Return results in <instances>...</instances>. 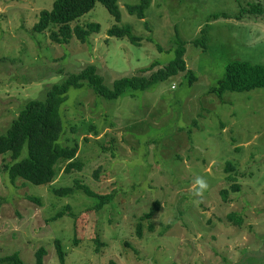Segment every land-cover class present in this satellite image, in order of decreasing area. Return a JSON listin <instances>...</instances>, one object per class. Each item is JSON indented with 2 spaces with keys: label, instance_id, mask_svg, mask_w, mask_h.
<instances>
[{
  "label": "rangeland",
  "instance_id": "1",
  "mask_svg": "<svg viewBox=\"0 0 264 264\" xmlns=\"http://www.w3.org/2000/svg\"><path fill=\"white\" fill-rule=\"evenodd\" d=\"M141 3L117 0L120 23L98 3L73 26L97 23L101 32L86 44L75 37L59 45L50 31L32 33L54 0H0V135L30 100H45L53 85L90 64L113 88L154 62V71L167 65L180 40L197 76L191 86L179 74L112 101L88 84L72 89L61 142L79 147L85 168L68 174L61 160L50 185L12 183L3 168L10 155L0 156V256L18 251L35 264L44 247V264H61L60 239L66 264H264V88L222 100L209 92L229 61L264 63V16L241 14L264 8V0H152L144 20L128 11ZM115 25L130 26L140 42L110 37ZM203 35L206 43L193 45ZM228 162L235 171H226ZM198 178L208 184L202 195ZM77 181L114 199L99 211V200L84 191L56 193ZM157 201L154 228L145 221L140 237V218ZM232 213L243 222L228 219Z\"/></svg>",
  "mask_w": 264,
  "mask_h": 264
},
{
  "label": "trees",
  "instance_id": "2",
  "mask_svg": "<svg viewBox=\"0 0 264 264\" xmlns=\"http://www.w3.org/2000/svg\"><path fill=\"white\" fill-rule=\"evenodd\" d=\"M101 3L117 23L121 22V13L117 5V0H54L52 10H45L40 13L36 25L32 28L33 34L51 32V40L59 45L70 44L77 37L82 43L89 42L94 33L101 32V25L91 23L87 26L73 24L91 13ZM152 5V0H142L140 5L128 7L132 15H137L144 20L147 11ZM252 13L264 16V8L261 5H254L250 10H242L241 14ZM205 32V31H204ZM110 37L124 39L128 38L133 43L140 42L138 37L133 36L130 26H113L109 31ZM206 36L193 42L195 46H202L206 43ZM163 50V47H160ZM175 57L165 66H161L154 71L159 62H154L150 67L143 68L140 75L123 77L115 81L113 88H108L104 84L102 75L99 74L97 66L90 64L81 73L70 75L65 81L53 85L45 100H30L13 120L6 133L0 135V156L9 154L11 161L4 165V170L12 183L21 179L25 182L40 186L50 185L56 178V165L63 160L67 163L66 173L74 171L82 172L85 162L78 160L79 147L65 146L62 138L65 134V122L62 115V106L69 100V93L72 89H82L87 84L93 91L105 100H116L128 91H146L153 86L185 74L188 85H193L197 81V76L187 67L184 58L186 47L182 41H178L175 48ZM153 72L151 75L147 73ZM264 88V63H258L249 59H233L226 65L224 77L218 82L216 87L210 89V93L222 100L225 93L250 92ZM134 94L131 95L133 97ZM26 150V155L24 154ZM227 172L235 171L232 162L227 163ZM229 181L236 179L229 175ZM76 187L60 189L56 191L62 196L73 195L76 190L84 191L91 198H96L99 203L96 207L101 211L104 206L111 203L114 194H99L88 185L76 182ZM240 187L233 183V192H239ZM223 199L228 200V192L221 191ZM161 203H154L151 210L140 218L138 223V235H144V222L151 223L154 228L153 219L160 211ZM66 216L61 212L55 218L58 220ZM71 216H74L71 214ZM237 224L243 222L242 218L234 213L227 216ZM100 244L101 241L97 238ZM57 252L61 264L67 262V251L60 239L56 240ZM47 249L39 247L36 251L35 264H44V257ZM0 264H25L18 251L0 256Z\"/></svg>",
  "mask_w": 264,
  "mask_h": 264
},
{
  "label": "clouds",
  "instance_id": "3",
  "mask_svg": "<svg viewBox=\"0 0 264 264\" xmlns=\"http://www.w3.org/2000/svg\"><path fill=\"white\" fill-rule=\"evenodd\" d=\"M196 183L199 185V189L197 191V194L202 195L203 191H205L208 187L207 181L203 178H198Z\"/></svg>",
  "mask_w": 264,
  "mask_h": 264
}]
</instances>
